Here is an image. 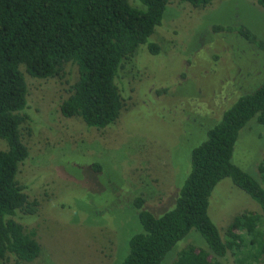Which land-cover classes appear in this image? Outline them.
<instances>
[{"label": "rangeland", "instance_id": "obj_1", "mask_svg": "<svg viewBox=\"0 0 264 264\" xmlns=\"http://www.w3.org/2000/svg\"><path fill=\"white\" fill-rule=\"evenodd\" d=\"M149 43L160 46L159 54L149 53ZM62 73L49 79L24 73L22 112L29 120L21 138L29 155L16 180L38 210L15 219L35 231L41 247L28 264H120L129 238L141 231L134 199L142 198L154 217L171 210L190 170L191 150L238 96L264 83V8L255 0H216L203 8L170 0L160 25L119 70L124 106L116 123L102 130L61 115L77 66L66 64ZM0 149H7L3 140ZM263 154L264 124L252 119L240 130L231 161L257 180ZM243 212L261 210L229 178L219 181L208 215L222 238ZM188 245L206 249L191 229L160 264H172ZM233 259L227 254L222 264H236ZM7 264L17 263L10 257Z\"/></svg>", "mask_w": 264, "mask_h": 264}, {"label": "trees", "instance_id": "obj_2", "mask_svg": "<svg viewBox=\"0 0 264 264\" xmlns=\"http://www.w3.org/2000/svg\"><path fill=\"white\" fill-rule=\"evenodd\" d=\"M169 1L131 0L135 7L129 0H0V140L7 145L0 149V264H7L10 257L17 264H28L41 251L35 231L25 230L15 219L19 212L32 215L38 210V202L29 200L16 180L19 165L29 155L21 138V128L29 120L22 112L28 95L24 73L49 79L61 77L66 64L76 65L78 78L60 103L61 115L79 118L97 130L110 127L124 106L117 85L119 70L160 25ZM176 1L203 8L216 0ZM255 2L264 8V0ZM240 33L256 39L247 28ZM148 51L157 55L160 46L149 43ZM252 119L264 124V83L238 96L218 123H209L216 124L191 150L190 170L171 210L154 217L143 209L142 198L134 199L141 231L129 238L120 264H160L191 229L201 235L206 249L188 245L172 264H222L227 254L236 264H261L264 154L257 180L231 161L239 132ZM224 178L250 196L261 213L235 215L222 238L208 206L211 192Z\"/></svg>", "mask_w": 264, "mask_h": 264}]
</instances>
